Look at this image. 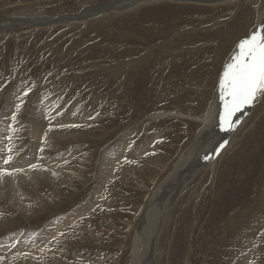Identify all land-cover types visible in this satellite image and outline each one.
<instances>
[{"label": "rangeland", "instance_id": "374dc122", "mask_svg": "<svg viewBox=\"0 0 264 264\" xmlns=\"http://www.w3.org/2000/svg\"><path fill=\"white\" fill-rule=\"evenodd\" d=\"M120 2L121 0H0V21L3 20L7 23L9 20L8 24L16 19H21V23L27 24L39 20L38 25L46 24V20H64L63 24L39 26L42 28L34 29L6 25V28H2L0 31V167L8 170L11 167V163L9 165L3 163V159L9 154L7 148L11 147L13 151L10 154L13 156L12 162L15 164L21 159H28L32 164H39V160L46 159V157L51 160L58 158L64 163L72 159L71 166L74 168V174L76 173L72 178L71 185L65 184L67 189L63 191L54 187L48 179V175L40 179L36 187L26 184L25 191L30 193L29 205L38 207L35 209L36 213L30 216H27L25 211L16 209L17 207L13 206L8 194L6 198L1 196L2 184L10 185L15 177L12 175L0 178V220H3L0 224V264H8V259L15 260L18 262L16 264H46L42 260V255L46 253L58 254L50 252L46 247L42 248L46 252L40 248H32L30 244L38 240L41 246L47 245L48 247L55 241L59 242L60 236L63 238L68 233L61 229L56 230L57 232L54 234L46 232L47 226L64 219L83 203H97L98 201L103 203L106 198L115 200L110 205L114 208L105 206L103 209H97L98 211L95 209L93 218L100 220L97 224L100 235H95L96 239L91 235H81V241L77 242L67 253V258L71 262L68 260L63 263L57 262L59 254L50 259L52 262L50 264H71L72 262V264H135L132 244L136 237L135 233L139 230L137 229L139 222L144 218L141 211L145 209L148 193L146 194L141 186H130V194L135 193L134 196L131 199L122 198V193L109 191V187L98 182L101 168L110 163L112 166L113 162L121 159L122 162L129 160L136 166L139 164V160L154 154L156 145H158L160 154H162L161 150H164L162 157L167 159L165 162L167 163L168 159L171 160L176 154L169 150H174L187 132L197 129L204 109L209 104H205L202 113L197 112V108L200 106H195L192 109L181 107V102L185 100L181 98L178 100L180 103L178 104L176 99L193 87L185 85L188 83L185 81L186 87L184 88L186 89H180L183 91L180 93L179 88L175 89L176 85L173 86V80L168 79L170 69L175 67L172 71L182 70L183 73L181 72L180 75L188 74L187 76L191 77L193 81L197 80L198 82H202V79L209 76H214L217 84L214 82L213 85L216 88L215 91L218 90V80L224 71L225 64L222 67L215 66L216 71L213 69L214 67H209L206 70L202 68L204 65L201 63L199 66L198 64L192 65L203 62L205 59L214 60V54L203 53L190 56L183 53L187 47L192 48L190 47L192 36H198L199 33L205 31L206 26L217 23L212 21L209 25L178 26V23L182 24L190 19L205 20L206 17L199 13L189 17L190 14L182 11L167 20V16H170L172 12L164 11L154 15V9H151L154 2L141 4L140 1L133 0L131 5L117 11L108 9L93 16L86 15L87 17L81 18L78 22L70 21L73 16L87 14L112 4L118 5ZM239 6L241 9L234 13L235 19L222 24V31L208 39V45L206 44L209 51L210 48H214V50L216 48L217 53H220L221 49L223 52L226 51L225 49L229 46V55L224 58L225 62L223 63L228 62L229 56H232L238 49L237 45L241 40L248 38L253 31H256V28L258 30L261 25H264V0H249ZM222 8H218L217 11L223 13ZM230 17L227 16L225 20L227 21ZM228 24L233 25L230 27ZM201 28L202 30H200ZM186 30L189 32L183 33ZM237 38L239 39L236 42ZM164 49L169 50L166 55L175 57L174 60H172L173 57H170V61L174 62L172 68L163 74L164 77L161 76L159 68L154 70L155 73L151 70L140 71V68V72H145L144 79L140 81L142 88L139 85L140 94L142 93L147 98L144 101L142 98V101L131 102L133 93L129 85L133 84V80L129 84L125 82L133 75L131 74V77L128 78L122 75L126 68L124 64L132 61V65H130L132 68L128 67L130 74V71L134 72L138 69L142 61H148L147 57L155 54L165 59L161 68H169L167 64L169 60H166ZM206 55L209 56L208 59L205 57ZM139 61L141 62L139 63ZM196 66L198 69L194 68ZM200 75L201 77H199ZM156 82H158L157 85ZM29 88L32 89L31 92L24 96V92ZM169 92L171 93L169 94ZM198 95L194 94L191 97ZM214 96H209V101H212ZM135 98H138V86ZM21 101H23V106L18 114V121L14 122L11 117L16 111L15 105ZM189 101L191 103V99ZM40 104L50 105L48 112H52V116L49 114V117L43 120L46 122V128L38 126L36 123L42 115L43 118L46 116L43 114L45 111ZM248 112L247 110L246 113ZM58 113L61 114L58 115ZM241 116L239 114V118ZM60 117L64 119L60 120ZM90 117L93 118L90 119ZM263 117L264 110L255 121L251 120L254 119V115L250 113L244 123L243 131L256 129V125ZM55 119L62 125H79L80 127L61 128L59 125L58 130L67 129L66 136L60 141L61 143L53 144L55 142L52 143L49 139L44 141V133L53 127ZM236 121L237 119L232 120V126ZM211 126L212 128L207 129V136L223 131L219 121L207 127ZM260 131L264 132V128ZM238 134H235L231 143L239 140ZM9 136H12L11 143L7 140ZM251 140L253 139H249L248 143ZM254 141L253 145L260 143L258 139H254ZM182 142L190 145L193 140L187 138L182 139ZM37 145L40 147L43 145L44 147L59 146L60 150L57 149L48 155L47 150L41 152L35 148ZM127 146L128 149L124 150L127 153L123 154V156L129 155L126 159L122 156V150ZM143 146L146 150L141 148ZM18 150L23 151L14 156ZM250 150V144H248L244 149L237 150L231 158L228 155L227 161H224L226 165L223 173L227 172L230 165L232 166L236 161H243V170L240 171V175L233 169V173L231 174L230 171L227 177L232 185L239 184H234L233 180L235 179L244 182L247 180L243 190L245 193L242 194L241 199L227 191L226 196L229 195L222 203L223 209H219L218 203V209L217 206L213 209L212 201L215 193L211 192L213 198H206V195L214 181L210 178L208 184L205 183V179L208 177H204L208 170H204L197 175L194 182L184 190L166 212L159 236V238L163 237V242L157 245V240L154 255L158 248L163 253L167 252L170 259L163 261L167 262L166 264L169 262L170 264H264V246H262L263 250L258 249L257 246L258 240H264V207L261 206L257 198L260 185L264 181V141L258 150H253L251 155ZM45 152L47 155H44ZM71 154L76 155L70 159L69 155ZM159 157L161 155H153L154 160ZM234 159L236 160L233 162ZM250 159H255V162L248 167ZM248 171L250 172L248 173ZM203 180L206 186L203 188L200 186L198 189ZM200 189L201 191L206 190L205 194L202 196L200 192V199L193 197L197 196ZM126 195L128 194L126 193ZM204 199H206L207 208H204L205 203H202ZM228 204L230 207H227ZM99 212L100 216L98 217L96 213ZM122 213L127 219L122 218ZM255 216L260 218L257 219ZM196 220L199 221V225ZM254 220L257 222L252 225ZM199 230L201 232L198 235ZM52 238L53 240H51ZM44 239L46 241L48 239L49 242L43 243L46 242ZM23 247L26 248L25 252L22 250ZM17 249L22 252L17 253ZM9 256L11 258H8Z\"/></svg>", "mask_w": 264, "mask_h": 264}, {"label": "bare ground", "instance_id": "6f19581e", "mask_svg": "<svg viewBox=\"0 0 264 264\" xmlns=\"http://www.w3.org/2000/svg\"><path fill=\"white\" fill-rule=\"evenodd\" d=\"M137 1H140L141 4L147 3V2H154L153 5H151V6H153V8H151V9H154V15L157 14L158 12L159 13H163L164 11L166 13L169 11L172 12V13H170L171 14L170 16H167V18H166L167 20H170L171 18H173V16H177L178 12L182 13V11L184 13L187 12L188 14H190L189 17L192 14L195 15L197 13H199V15H203L206 17L205 20H202L201 18H199V19L195 18V19H190L186 22H183L182 24L178 23L179 27H183L186 25L188 27L189 26L194 27V26H198V25H209V23L212 21L217 22L211 26H206L205 31H203L201 34L199 33V35L197 34L198 36H196V35L192 36L191 35L192 36V43H191L190 47H192V48L187 47L186 50L183 51V53L185 52V53H187V55H190V56H197L198 54H203V53H207V54L212 53L215 55V56H213V57H215L214 60L213 59H209V60L205 59V61L193 64V65L190 63L192 66H195L197 64L199 66V64L201 63L204 65V67H202V68H205L207 70V69H209V67H212V68L214 67L213 69L215 70V68H216L215 66L220 65L222 67L224 64L226 65V64L230 63L232 60V57L238 51V49H237L233 53L232 56H229L230 58H229L227 63H223V62H225L224 58H226L229 55V52H230V50L228 52L229 46L226 49L224 48L226 51L223 52V50L221 49L220 53L219 52L217 53L216 48H215V50H214V48H210V51H211L210 52L208 50V47L206 46V44L208 45V43H207L208 39H210L211 37H215V35L219 34V32L222 31L221 30L222 24L224 25L225 22H228L230 20L233 21L235 19L234 13L237 10L241 9V7L239 5L249 2V0H137ZM132 2H133V0H124V1L121 0L120 4H118V5L112 4V5H108L106 7H103V8L95 9L93 12H90L87 14L76 15V16L71 17L70 21L78 22L81 18L87 17L86 15L93 16V15L99 13L100 11L102 12V11H106L108 9H114L115 11H117L118 9L125 8L126 6L131 5ZM158 4H162V5H158ZM206 4H209V5H206ZM218 8H222V10L224 12L219 13L217 11ZM219 14H221L222 16ZM227 16H229V17L231 16V17L226 21L225 18ZM180 17H182V16H180ZM8 21L9 20H7V23H6V21H3V20L0 21V31L2 30V28H6L5 27L6 25H10V27H15V28L27 27L30 29H34V28H42V27H45L48 25H56V24H63L64 23V20L58 21V19H55L53 21L46 20L45 23L46 22L47 23L46 24L43 23V25H38L40 22L39 20H37V22H35V23L29 22L27 20L29 22L28 24L27 23H21V19L13 20L9 24H8ZM228 25L231 27V25H233V24H228ZM39 26H42V27H39ZM200 30H202V28ZM256 30H257V28H256ZM192 31H195V29H192ZM187 32H189V30L184 31L183 33L186 34ZM218 36H220V35H218ZM187 39H188V37H187ZM238 39L239 38L236 39V42L238 41ZM180 41H182V40H180ZM185 41H187V40H185ZM215 45H217V44H215ZM181 48L183 49V47H181ZM176 51H178V50L176 49ZM160 52L162 53L161 48H160ZM163 53H164V55H166L169 53V50L164 49ZM179 53H182V52H179ZM216 53H217V55H216ZM226 53H227V55H225ZM173 55H174V53H173ZM161 57L162 56H157L154 54L153 56L151 55L150 57H147L148 61H146V62L142 61V64L140 63L141 61H139L140 66L138 67V69L136 71L133 70L134 72L130 71V74H129V68L131 67L130 65H132L131 64L132 61H128L126 64H124L126 68H125V71L122 72V75L127 77V78L131 77V74L133 75L130 79L126 80V82H125V83L129 84L130 81L133 80V82H132L133 84L129 85V88H130V90H132V93H133L132 98H131V102L135 101V103H136V102L142 101V98H143V101L145 98H147V96L144 97V95L142 93H141L142 96L140 94V88H139V85L141 87L140 81L143 80L144 76H145V72H140V71L151 70L152 72H154V70L156 68H159L160 74L162 76L164 73H166V71L168 69L172 68V63H174V62L170 61L171 56L166 55V60H169L167 63L169 68H167V67L161 68V66L165 62L164 57H162V58ZM180 57H179V59H180ZM205 57L208 59L209 56L206 55ZM174 59H175V57L172 58V60H174ZM203 59H204V57H203ZM193 60H194V58H193ZM200 60H202V59H200ZM136 62H138V61H136ZM185 62L187 64H189L187 60H185ZM196 62H198V61H196ZM198 66H196L194 68L198 69ZM139 69H140V71H139ZM173 69H170L171 71H168L169 77L168 76L167 77H168V79L173 80V82H172L173 86L176 85L175 86L176 88L174 87L175 89L179 88V90L180 89L184 90V89H186V88H184V87H186L185 85L193 87V89L189 88L190 90L188 92L187 91L183 92L180 90L181 91L180 93L183 92V94H181V95L179 94L180 96H178V98L176 100L178 101L181 98H183L185 101L181 102V104L179 103V101L178 102L176 101V102L178 104H180L181 107H187L188 109H192L195 106H200V108H197V112L202 113V111H203L202 109L204 108L205 104L206 103L209 104L204 109V113L202 114V118L199 120V123L197 124V129H195L192 132H187V134L185 133L186 135L184 134L185 136L182 138L183 140L188 138L191 141L193 140V142L190 145L184 144L182 142V139H181L179 145H177V147L174 148V150H172V149L169 150L170 152H175L176 154L174 153L175 155L173 154L174 156L171 158V160L168 159L169 162H167V163H165L167 161V159L162 157L164 154V150L162 148H160V149H162L161 150L162 154H160L158 145H156L155 146L156 149H155L154 154L161 155V157H159L155 160L153 159L154 154L149 156V157H144V159L139 160V164H137L136 166L134 165V163L129 162V160L125 161V162H127V163H125L124 161L122 162V159H121L120 161H117V162L115 161V163L113 162L112 166L110 165L111 163L109 165H105V167L101 168V175L99 174L100 177L99 178L97 177L99 179L98 180L99 183H101L103 186L109 187L108 188V190L110 189L109 191L122 193L121 195H122V198L124 197V199H127V198L131 199L135 194V193L130 194V192H131L129 189L130 186H138V187L141 186V189H143L146 194L148 193V199L144 205L145 209L141 211V214H143L142 216L144 218L141 219V221L139 222L140 224H139V227L137 228L139 230H137V232L135 233L136 237L134 238V242L132 244L133 245L132 254L134 255L135 264H166L167 262L164 263L163 261L166 259L168 260V258L170 259L169 254H167V252L163 253L162 250L161 249L159 250L158 247L157 248L159 251L157 250V253L154 255V250H155V245L157 243V240H158L157 245H160V243L162 244V242H163L162 241L163 237L159 238V236H160V232L162 230L161 228L164 225L163 224L164 220L166 218L164 216L166 215V212H168L171 204L176 202V200L181 196V194L184 192V190H186V188L194 182L197 175L201 174L204 170H208L206 176L204 177V178L208 177L207 179H205V183L208 184L210 178H212L213 179L212 181H214V184L211 186V188L213 186L214 187L212 189L210 188L211 191L209 189L208 195H206V198H213L211 196L212 195L211 192L213 191V193H215V196H214L213 201H212L214 203L213 204L214 207L212 206L213 209L216 208L217 203H218L219 209H223L222 203L226 200V197L229 194H232L236 198L241 199L240 197H242V194L245 193V192L243 193V190H244V187L246 186L245 183L247 180L244 182V181H240L238 179H235V180H233L235 183L234 182L233 183L234 184L239 183V184L232 185L230 182V179L227 180V177H228V174L230 171H231V174L233 173V169L238 175H240V171L243 170V167H242L243 161L242 160H238V162L236 161V163L232 164L233 168L230 165V168H228V169L226 168L228 171L223 173V171L225 169V165H226V163H224V161L227 159L228 155L230 156V157L229 156L228 157L231 158L232 155L233 156L235 155L237 150L244 149V147L246 145L248 146V144H250V148H251L250 155H251L253 150H258L259 146L264 141V132L262 131L263 132L262 133L260 131L261 129L264 128V117L256 125V129H254V130L251 129L250 131H246V130L243 131L244 130V123L249 118L250 113L254 115V119H251L253 121L257 120L262 115V110H264V94H261L260 96H258L252 105L245 106L240 112H237L231 118V123H232L233 119L234 120L237 119V121L235 122V124L230 129L223 130L221 132L218 131V133H216L214 135L207 136V131H208L207 129L212 128V126L211 127H207V126L213 125V124L217 123L218 121L220 122V114L223 112V102L220 100L219 84H218V90L215 91L216 88L213 85L216 83L214 80V78H215L214 76H209L208 78L202 79V82L201 81L198 82L197 80L193 81L191 79V77L187 76L188 74L187 75H180L183 73L182 70L177 72V71H172ZM190 69H192V68H190ZM202 72H204V71H202ZM191 73H193V72H191ZM194 73H196V72H194ZM199 74H200V72H199ZM161 76L159 75V78ZM163 77H164V75H163ZM199 77H201V75ZM195 78H197V77H195ZM185 81L188 83H186L184 85ZM157 83L158 82H156V85H157ZM137 86H138V98H135V92H136ZM170 93L171 92H169V94ZM176 94H177V92H176ZM194 94H199V95L192 98L191 96ZM209 96H214L212 101H209V99H208ZM189 99H191V103H190ZM137 104H139V103H137ZM40 105L43 106V109L45 111L43 114L46 116L43 118V115H42V117H40L41 119L39 118L38 122H36V123L38 126H42V127L46 128V122H44L43 120L45 118L49 117V114H51L50 116H52V112H48L50 105H48V104H40ZM40 109H42L41 106H40ZM247 110L249 111L248 113H246ZM239 114L242 115L240 118H239ZM162 115H164V114H162ZM3 116H5V115H3ZM160 118H161V116H160ZM61 119H64V118L60 117V120ZM59 125H62V123L58 122V120L55 119V123L52 125L53 127H51L53 129H51V131H49L48 129L46 130L47 139L51 140L52 143L55 142L53 144H57V143L60 144L61 143L60 141L66 136L67 129L58 130ZM225 128H227V126H225ZM17 129H19V128H17ZM187 130H189V129H187ZM188 133L190 134V136ZM237 133H239L238 134L239 140L237 139L235 142L231 143L232 138H234L235 134H237ZM193 134H194V137H192ZM151 138H153V137L151 136ZM249 139H253V140H251L248 143ZM254 139H258L260 143L253 145V143L255 142ZM205 142H206V144H205ZM221 145H223V147H221ZM128 146L122 150V156L124 153H127L124 150L128 149ZM43 147H44V145H43ZM43 147L42 146L40 147V145H37V147H35V148H38L40 151V149ZM141 148H143V150H146V149H144V146ZM43 149H44V151L47 150L48 155H51V153H53V151H56L57 149H59V146H57V147L56 146H53V147L46 146ZM114 150H116V149H114ZM178 150H180V151L177 153ZM21 151H23V150H21ZM21 151L18 150V152L15 153L14 156H17L18 153H20ZM72 153H74V152H72ZM218 153H219V155H218ZM0 155H1V153H0ZM44 155H47L46 152L44 153ZM74 155H76V154L69 155L70 156L69 158L71 159V157ZM124 155H126V154H124ZM247 155H249V154H247ZM128 156H123V157L128 158ZM48 157H50V156H48ZM126 159H124V160H126ZM131 159H130V161H131ZM71 160H68L67 162L65 160L66 163H64L63 160H59L58 158L51 160V158L47 159V157H46V159L39 160L40 163L39 164L37 163L38 167L36 169H32L29 167V165L32 163L31 162L29 163L28 159H21L18 163L16 162V164H15V162H11V167L9 168V171H12L13 169H16V168L23 169V171L19 172V173H15L13 175L15 177V179L13 180V182L10 185L6 186L7 183H6V185L2 184L3 187L1 188V192H2L1 196L3 198H6L9 195L10 199H11V203H13V206L17 207L16 209H21V211H25V214L27 216H30L31 214L36 213L37 210H35V209L38 207H35V205H31V206L29 205V198H30L29 194L30 193H26V191H25L26 186L25 185L29 184V185H32L33 187L34 186L36 187L38 184V181L40 179L47 177V175H48V179L53 183L54 187H56L58 190L63 191L64 189H67L65 184H67V186L68 185L70 186L71 185L70 183L72 181L73 176L76 175V173L74 174V171H73L74 168L71 166L72 165ZM235 160L236 159H234L233 162ZM0 161H1V159H0ZM254 162H255V159L254 160L252 159L248 163V167H249V165L254 164ZM0 168H4V167H0ZM75 169H77V168H75ZM247 169H249V168H247ZM249 172L250 171H248V173ZM77 175H79V174H77ZM151 180H153V181L150 182ZM62 183H63V187H62ZM210 184H212V183H210ZM242 184H244V185H242ZM200 186H202V188L206 186V184H204V180L199 184L198 189L200 188ZM226 186L227 187L228 186H230V187L235 186V187H231V188L229 187L228 190H226L227 189ZM227 191L229 194L226 196ZM67 192H68V190H67ZM205 192H206V190L201 191V189H200L197 193V196L194 195L193 197L199 198V196L200 195L203 196V194H205ZM126 193L128 195H126ZM199 193H200V195H199ZM257 198L259 199V203L261 204V206L264 207V181L260 185V188H259V191L257 194ZM106 199H105V202H103V203H101L99 201L97 203L96 202L83 203V204L81 203L82 205L80 207H78L74 212H72L71 214L66 216L64 219L56 221L54 223H51L49 226H47L46 230H45L46 232H50V233L54 234L57 232L56 230L61 229L63 231H66V233H68V235L63 236V238H62V236H60L61 240L59 242H56L54 240L55 242H53V244L51 246L48 245V247H47V245L41 246L39 244L38 240H36V241H33L30 244V246H32V248L33 247L34 248H40V250L42 248L46 247V249L50 250V252H55L58 255L60 254L59 255L60 257L58 258L57 262L59 261L60 263H63V262H67V260L71 262V260H69L67 258V253L72 249V247L77 242L81 241V238H80L81 235H87V236L91 235V236H93L94 239H96L95 235H100L99 229L97 228V224L99 223L100 220H95L93 218L95 215L94 213L96 212L97 209H103V207H105V206H108L109 208L113 207V206L110 207V205H112L115 200L110 199V198H109L110 200L109 199L106 200ZM216 200H217V202L215 203ZM254 201H256V200H254ZM117 202H119V201H117ZM205 202H206V199L202 200V203H205ZM189 203H191V202H189ZM218 206H217V209H218ZM228 206H229V204L227 205V207ZM257 207H259V206H257ZM204 208H207L206 203L204 204ZM92 209H96V210L93 212ZM100 212H101V210H100ZM100 212L96 213L98 217L100 216ZM106 212H107V210H106ZM201 215H203V214H201ZM258 216H260V215H258ZM258 216H255V218H257ZM122 218L127 219V217H125L124 213H122ZM201 218H203V217H201ZM259 218H257V219H259ZM256 220L253 221L252 225H254V223L257 222ZM2 222H3V220H0V224ZM198 222L199 221H197V225H199ZM205 223H207V222H205ZM252 228H254V227L252 226ZM200 232L201 231L199 230V232H197V234L198 233L200 234ZM57 235H59V234H57ZM55 236H56V234H55ZM69 239H71V240H69ZM44 240L46 241V239H44ZM51 240H53V238ZM56 240H57V237H56ZM258 241H259V243L257 245L259 247L258 249H262V246H264V240H262V241L258 240ZM47 242H49L48 239L46 242H43V243H47ZM244 244H245V242H244ZM244 244H242V245L244 246ZM52 246H54V247H52ZM255 246H256V244H255ZM255 246H254V249L256 248ZM229 247H231V246H229ZM246 247H248V246H246ZM23 248L24 249H22V250H23V252H25L26 248L25 247H23ZM42 250H44V249H42ZM17 251H18L17 253L22 252L19 249H17ZM58 255L46 253V254L42 255V258H43L42 260L44 263L50 264V263H52V262H50V259H52V258H54V256H58ZM249 256H251V255H249ZM61 257H62V259H60ZM8 258H11V256H9ZM142 261H143V263H141ZM7 262H8V264L18 263L15 260H11V259H8ZM169 264H170V262H169Z\"/></svg>", "mask_w": 264, "mask_h": 264}, {"label": "snow or ice", "instance_id": "6c2138e0", "mask_svg": "<svg viewBox=\"0 0 264 264\" xmlns=\"http://www.w3.org/2000/svg\"><path fill=\"white\" fill-rule=\"evenodd\" d=\"M237 48L238 51L232 57L231 62L225 65L219 80L220 100L223 102V112L220 114L222 130L230 129L232 127L231 118L245 106L252 105L258 96L264 94V25H261L260 29L253 31L248 38L241 40ZM31 90V88L27 89L24 92V96H27ZM22 106L23 101L15 105L16 111L11 117L12 121H18V114ZM60 114L58 113V115ZM60 127L80 126L60 125ZM48 130L51 131V128ZM46 139L47 132L44 133V141ZM7 140L11 143L12 137H7ZM12 151L11 147L7 148L9 154L3 159L5 165H9L12 162L13 156L10 154ZM40 151L43 152L44 149L41 148ZM29 167L36 169L38 165L30 164ZM22 171L23 169L20 168L12 171L3 168L0 169V178L12 176ZM92 211L94 212L95 209H92Z\"/></svg>", "mask_w": 264, "mask_h": 264}]
</instances>
